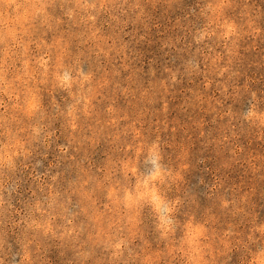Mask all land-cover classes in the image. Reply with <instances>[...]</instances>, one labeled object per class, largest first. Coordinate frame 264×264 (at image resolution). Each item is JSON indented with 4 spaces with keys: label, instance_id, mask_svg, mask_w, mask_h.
I'll use <instances>...</instances> for the list:
<instances>
[{
    "label": "rangeland",
    "instance_id": "obj_1",
    "mask_svg": "<svg viewBox=\"0 0 264 264\" xmlns=\"http://www.w3.org/2000/svg\"><path fill=\"white\" fill-rule=\"evenodd\" d=\"M58 65L92 76L75 130ZM260 117L264 0H0V154L29 153L0 169V264H262ZM153 141L179 200L163 235L153 205L121 202Z\"/></svg>",
    "mask_w": 264,
    "mask_h": 264
},
{
    "label": "clouds",
    "instance_id": "obj_2",
    "mask_svg": "<svg viewBox=\"0 0 264 264\" xmlns=\"http://www.w3.org/2000/svg\"><path fill=\"white\" fill-rule=\"evenodd\" d=\"M83 8H92V4L77 5ZM9 5H5L7 9ZM30 7L34 10V13H41L47 19L48 14L45 12V4H32ZM33 13V14H34ZM68 16H72V11L69 10ZM88 19H95L93 16H89ZM235 29L232 26H228V30L224 33L225 38ZM205 35H210V33L202 32L197 39H203ZM40 64L44 65L45 61L43 58L40 60ZM60 70L55 72V80L58 87L68 92V95L73 97L74 103L70 104L67 108V117L70 118L71 128L76 129V106L84 101L87 105L89 102V97L85 94V91L90 92L92 90V76L82 70L79 65H58ZM47 71V69H45ZM87 86V88H86ZM77 89V91H73ZM37 109V104L30 101L28 105L29 112H33ZM256 113L249 111L246 114V118L252 117ZM264 120V117H260ZM43 131V125L33 124L31 127L32 138L36 139L41 135ZM50 135V133H49ZM143 154V163L149 167L144 170H140L136 164H125L124 165V176L125 179L131 184V188H125V193H129L121 199V202L127 206L129 203H136L137 201H142L143 203H149L153 205L154 211L157 214V219L159 223L157 224L158 229H162V235L167 231H170L174 225V220H172L168 214L175 210L176 204L179 200L165 201V199L159 194V185L165 184L168 178H172L171 169L164 166L161 163L163 157L160 150V145L158 142L153 141L152 143L142 146V148L137 150ZM28 148L25 144L15 139L14 137L10 139L7 144L2 146V154H0V169L14 170L16 167L17 158L20 156H27ZM131 174V175H129ZM53 180L55 177L52 178ZM119 189H110V195L115 197L116 192ZM63 207V206H62ZM35 223V222H33ZM69 223L71 221L69 220ZM123 241H119L113 245L114 248L119 249ZM27 255V254H25ZM264 264V261H262Z\"/></svg>",
    "mask_w": 264,
    "mask_h": 264
}]
</instances>
